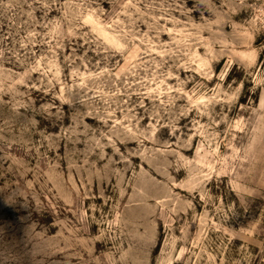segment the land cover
<instances>
[{"label":"rangeland","instance_id":"rangeland-1","mask_svg":"<svg viewBox=\"0 0 264 264\" xmlns=\"http://www.w3.org/2000/svg\"><path fill=\"white\" fill-rule=\"evenodd\" d=\"M49 3L0 0V264H264V0Z\"/></svg>","mask_w":264,"mask_h":264},{"label":"clouds","instance_id":"clouds-1","mask_svg":"<svg viewBox=\"0 0 264 264\" xmlns=\"http://www.w3.org/2000/svg\"><path fill=\"white\" fill-rule=\"evenodd\" d=\"M55 3H56V0H51V3H49V4L47 5V7L51 8L52 6L55 5ZM239 3H240L241 5H243V4H244V0H239ZM122 23H123L122 21L113 20V21H111V23H110L108 26H109L110 28H112L114 31H117V30H118V31L120 32V34H121L122 36H124L123 29L121 28V24H122ZM83 37H87V38L85 39V42H86V43H95V41H94L93 39H91V33H85V34H83ZM83 37H82V38H83ZM125 38H126V37H125ZM95 51L97 52L98 55H101V56H102V59H104V60H110V59L114 56V54H115L112 50H110V49H108V48H105V47H101L99 44L97 45ZM116 52H119L121 55H123V51H122V50H119V49H118V50H116ZM0 56H3V51H2V50H0ZM222 78H223V77H222ZM33 87H35V85H33ZM243 87H244V85H243V83L241 82V83L237 86V88H236V90H235L236 93L239 94L240 92H242ZM53 106H54V105L42 106L41 111L46 112L47 115H49L50 117H54V118H56V119H59L60 116H61V113H59V112L53 113V112L51 111V109L53 108Z\"/></svg>","mask_w":264,"mask_h":264}]
</instances>
